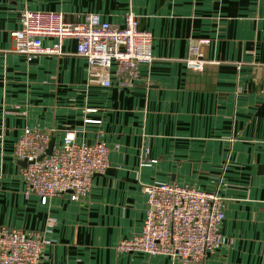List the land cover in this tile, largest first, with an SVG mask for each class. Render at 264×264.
Masks as SVG:
<instances>
[{
  "label": "crops",
  "instance_id": "0c3cea01",
  "mask_svg": "<svg viewBox=\"0 0 264 264\" xmlns=\"http://www.w3.org/2000/svg\"><path fill=\"white\" fill-rule=\"evenodd\" d=\"M88 14L124 28L132 11L152 35L153 62L139 78L89 81L77 42L30 57L15 52L22 12ZM205 41L202 71L186 61ZM43 47L59 44L43 39ZM67 132L104 143L110 167L74 201L25 195L14 156L24 129ZM178 184L224 200L225 244L205 264H264V0H0V229L48 242L43 264H180L167 256L123 254L121 240L143 229L144 186Z\"/></svg>",
  "mask_w": 264,
  "mask_h": 264
},
{
  "label": "built area",
  "instance_id": "2783aa9c",
  "mask_svg": "<svg viewBox=\"0 0 264 264\" xmlns=\"http://www.w3.org/2000/svg\"><path fill=\"white\" fill-rule=\"evenodd\" d=\"M15 52L30 57L60 52L66 39L77 42V55L89 64V81L102 87L112 86L111 73L123 82L139 78V66L153 62L150 33L139 28L137 15L130 11L120 28L88 14L80 23L69 22L63 13L22 12L20 29L12 33ZM54 37L59 44L43 47V39ZM205 41L190 48L186 65L202 71L201 52ZM54 140L52 131L26 128L19 136L14 156L26 162L22 168L25 195L37 196L42 203L68 194L77 201L91 188L97 175L110 167L109 148L102 142L78 143L74 132H67L60 147L46 154ZM43 157V158H42ZM42 158V159H41ZM147 211L142 232L121 240L118 253L167 256L180 264H205L209 254L225 244L221 232L225 220L224 200L217 194L178 184L144 186ZM46 242L40 234L14 228L0 229V264H43Z\"/></svg>",
  "mask_w": 264,
  "mask_h": 264
},
{
  "label": "water",
  "instance_id": "95a60500",
  "mask_svg": "<svg viewBox=\"0 0 264 264\" xmlns=\"http://www.w3.org/2000/svg\"><path fill=\"white\" fill-rule=\"evenodd\" d=\"M54 146H55V142H54V140H52V142H51V144H50V147H49V149L47 150V153H46V154L51 155ZM42 158H43V157H42ZM42 158H41V159H42ZM22 163H23L24 166L26 165V162H22Z\"/></svg>",
  "mask_w": 264,
  "mask_h": 264
}]
</instances>
